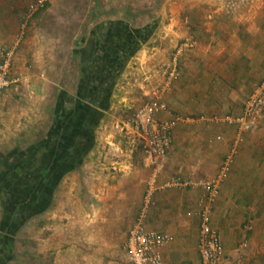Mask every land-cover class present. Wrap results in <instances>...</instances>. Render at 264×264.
Instances as JSON below:
<instances>
[{
  "label": "crops",
  "instance_id": "obj_1",
  "mask_svg": "<svg viewBox=\"0 0 264 264\" xmlns=\"http://www.w3.org/2000/svg\"><path fill=\"white\" fill-rule=\"evenodd\" d=\"M22 5L20 0H0V41L12 45L16 35L22 30L24 32L16 49L12 82L4 90L0 102V147L6 142H21L23 137L31 141L38 137L39 132L49 130L55 106V101L51 100L54 95L56 97L58 89H63L68 78L67 62L50 40L57 41L59 35L49 32L54 25L48 7L44 5L28 17V10ZM235 7L234 10L221 7L222 10H211L206 14L202 10L201 22L207 32L211 31L210 39L197 41L195 47L180 59V78L166 98L175 111L186 115L212 113L217 108L215 103H218L219 95L225 98L233 85L240 86L251 78H257L259 70L264 69V0H239ZM193 11L201 10L173 7L160 10L159 16L146 25L141 46L131 56L123 74L124 78H130L119 82L114 94L116 97L118 90L122 91L119 104L114 98L112 108H137L156 83L163 81L161 67L169 61L180 42L192 37L195 24L189 16ZM206 15L209 19L203 18ZM28 61L32 63L30 68L26 66ZM47 114L48 125L42 126ZM121 119L108 112L96 132V147L85 164L69 172L60 184L44 226L48 228V236L41 238L48 244V264H130L125 244L142 208L141 191L146 177L134 159V144L139 140L136 139L135 128L125 132L115 129L114 124ZM178 125L174 129L176 142L169 156H173L177 143L184 138L191 141L190 134L179 138L183 126ZM259 125V129L244 133L243 138L237 129L230 134L236 144L241 139L253 140L250 141L252 150L248 156L260 151L254 141L264 132V121ZM233 146L236 145L227 147L230 151L225 159L233 150L236 156ZM241 155L237 153L232 172L223 181L219 204L225 207L226 213L231 204L227 202L226 189L230 191L229 200L237 202L239 207L248 208L251 202L259 201L251 193L259 186L255 184L258 180L257 165L250 169L238 167ZM164 178L161 176L159 180ZM198 183V186L185 190L163 189L154 194L147 227L175 237V241L162 249L164 264H201L197 246L200 218L194 214L196 208L203 205L202 198L199 199L202 186ZM245 189L243 194L241 191ZM247 215L246 231L255 236L253 224L258 219L251 211L247 210ZM215 223L218 225L219 221ZM223 225L226 226V229L223 226L226 257L222 264H243L234 257L237 245L233 247L231 240L233 227ZM249 226L252 227L249 229ZM246 238L247 234L243 239Z\"/></svg>",
  "mask_w": 264,
  "mask_h": 264
},
{
  "label": "rangeland",
  "instance_id": "obj_2",
  "mask_svg": "<svg viewBox=\"0 0 264 264\" xmlns=\"http://www.w3.org/2000/svg\"><path fill=\"white\" fill-rule=\"evenodd\" d=\"M39 1L40 0H20V4L23 3L22 8L25 7V10H29L32 5L39 3ZM237 1L239 0H44L45 7H48V13L51 18L50 20H53L52 24L54 25L52 29L49 28L51 29L49 32L59 35V39L57 41L54 42V39L50 40L55 44V47L60 49V52L63 54L67 62V68H69L68 78L65 80L63 88L69 90L70 92L74 91L77 82V77L79 74L77 71L78 64L72 58V47L75 40L84 32H86L88 35H91L93 32L98 33V27H104L109 19H125L132 24L133 30L135 31L136 27L144 28L148 23H151V21L157 18L160 14V10H168L171 7L179 10H201L200 12L193 11L194 13L189 16V18H191L195 24L192 30V37L189 39H193L197 43V41L204 38L209 40V35L211 33V31L207 32L205 30L201 22V13L204 14L202 10H205V14L206 12L211 13V10H222L221 7H224L223 10H234L236 8L235 6H237ZM206 16H203V18L209 19L208 15ZM50 40H48V42ZM26 66L30 68L32 63L28 61ZM257 69L259 68L257 67ZM261 70H259L260 75L257 76V78H251V80H247L240 86L233 85L232 89L229 91V94L225 97L226 99H222L219 95L217 98L220 99H218V103H215L218 109L216 108L214 112H193L191 114H187L195 116L198 120L195 122L180 123L179 125L183 126V128L182 133H179V138H182L184 135L188 137L190 134L192 135L191 141L189 142L187 138H184V141L177 143L175 152H172V154L174 153L173 156H171V154L169 156V153L171 152L168 153V158L166 156L167 159L170 158L169 162H167V159L162 161V171L160 172V176L157 178L158 183L161 182L159 180L161 176L163 178L180 176L182 178H191L192 181H194L191 185L186 187L171 186L160 188L157 191L163 189L185 190L192 186H198L196 182H198L200 179H211L218 173L222 162L225 160L226 154H228L230 151L227 147H231L232 145H236L232 148H235L237 153H242L239 160L240 165H238V167L242 166V168L250 169L252 166L255 167L257 165L258 180H255V184L259 186H257L258 189L251 190V193L252 197H257L259 201H255L254 203L251 202V205L248 208L239 207L237 202H232L229 200L230 191L229 189H226L227 202H231L229 207H227L228 212L226 213L225 207L223 208L222 205L219 204L221 190L224 187V181L222 182L220 193L211 202L213 222L219 227L222 233L224 245L225 239L223 236V226L225 229L226 226L223 225V223L228 224L229 228L233 227L231 228V240L233 242V247L237 245L234 248V257H237L236 261H239L243 264H264V132H262L260 134L261 136L254 141L255 145L258 146L260 151H256L253 155L248 156V152L252 150V148H249L250 141L252 139H241L236 144L230 135L233 134L236 128L221 122H216V120L213 118L214 116L222 117L229 114L240 113L243 110L242 107L244 108L245 106L247 98L257 87L260 80L264 76V69L262 71ZM123 74L119 79L118 84H120L119 82L123 80ZM127 78H130V76ZM118 84L116 85L115 91L118 87ZM121 84L125 85V82ZM121 92V90L120 92L118 90V95H116V97L113 95V100L114 98L116 99V104H119L118 102L120 100ZM147 99H149V94L147 97H145L142 103ZM53 100L55 101V95L51 101ZM137 108L134 106L130 108L121 106H118L117 108L111 107L112 110L110 109L109 113L112 115V117H118L126 120L131 117L132 114H134ZM202 116H204V118H202ZM48 120L47 114V118L42 120V126H44V124L48 125ZM262 121H264V118ZM259 128L260 125H257L252 130ZM252 130L247 132H251ZM247 132H242L241 137L243 138L244 133ZM47 133L48 130L46 133L41 131L39 132L38 137L32 139L31 141H29L28 137H23L21 142H6L5 144H1L0 151L11 154L10 152L14 151V149H25L34 142L44 138ZM138 141H136V144H134L136 148L134 150V159L136 161L135 163L143 169V173L146 177L144 179V187L142 188L143 190L141 191L144 199L149 186L148 182L154 173V168L152 166L146 165V161L144 160L145 155L143 146L142 143ZM175 142L176 141L174 139L173 147ZM244 148L245 150H243ZM172 150L173 148L170 151ZM237 153L235 160L236 157H238ZM246 157H249V160ZM199 186H202L201 189L203 191H201L202 194L199 199L202 198V202L204 203L208 201V198L206 197V192L202 183H200ZM242 186L243 185H241V187ZM241 192L243 194L246 193V189L242 190ZM221 197L223 201V196L221 195ZM252 200L254 201V199ZM196 209L198 210V208ZM247 210L251 211L252 215L256 216V220L258 219V221H255V218L250 216V219H254L255 221L253 224V230H255L256 233L255 236H252L251 234L249 235V231H246L245 221L249 216L247 215ZM47 217L48 211L40 216L31 218L24 224L21 232L16 237V251L18 259L11 264H48V244H46L47 241L41 239L44 235H46V237L48 236V228L44 227L48 222ZM221 220H223V223ZM217 221H219L218 225L215 223ZM237 222H239L238 227L236 226ZM245 234H247V244L242 243ZM195 251L198 252L197 249ZM192 257L196 262V258L194 256Z\"/></svg>",
  "mask_w": 264,
  "mask_h": 264
},
{
  "label": "trees",
  "instance_id": "obj_3",
  "mask_svg": "<svg viewBox=\"0 0 264 264\" xmlns=\"http://www.w3.org/2000/svg\"><path fill=\"white\" fill-rule=\"evenodd\" d=\"M125 19H109L98 33L84 32L72 58L79 72L74 91L60 89L47 135L25 149L0 151V264L17 261V235L46 213L66 175L82 167L96 147V132L131 56L146 33Z\"/></svg>",
  "mask_w": 264,
  "mask_h": 264
},
{
  "label": "built area",
  "instance_id": "obj_4",
  "mask_svg": "<svg viewBox=\"0 0 264 264\" xmlns=\"http://www.w3.org/2000/svg\"><path fill=\"white\" fill-rule=\"evenodd\" d=\"M42 6L44 0L32 5L28 17L33 16ZM24 26V24H23ZM24 37L23 30L16 35L15 43L9 45L0 41V102L4 90L11 84V74L14 67L16 49ZM196 45L195 40L185 39L180 42L169 61L161 67L163 81L157 82L145 100L131 117L117 121L115 129L125 132L135 128L137 138L143 146L146 165L154 168V173L148 182V188L143 199L142 208L135 224L129 230L125 248L130 264H164L162 249L175 239L174 235L147 227L150 206L156 191L164 187H186L194 181L180 176L165 177L158 183L157 178L162 171V161L166 158L174 143V129L179 123L195 122L198 119L192 115L175 111L167 101V94L174 83L180 78V59ZM162 113H168L161 116ZM204 118V116H202ZM264 118V76L257 87L247 98L240 113L222 117L214 116L216 122L235 127L239 132H247L260 124ZM1 128V122H0ZM220 137V136H218ZM235 161L233 150L223 161L218 173L211 179L200 180L206 192L208 201L196 209L194 214L200 218V239L198 249L201 264H222L226 257V249L222 233L213 222L211 202L220 193L222 182L229 175ZM194 180V179H193ZM196 182V181H195ZM198 183V182H196ZM252 226H249L250 229ZM247 238L244 244H247Z\"/></svg>",
  "mask_w": 264,
  "mask_h": 264
}]
</instances>
